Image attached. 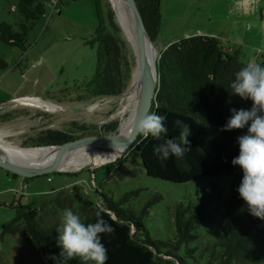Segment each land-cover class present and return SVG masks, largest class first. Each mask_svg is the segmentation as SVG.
<instances>
[{"label":"trees","instance_id":"16d2710c","mask_svg":"<svg viewBox=\"0 0 264 264\" xmlns=\"http://www.w3.org/2000/svg\"><path fill=\"white\" fill-rule=\"evenodd\" d=\"M135 2L150 37L154 39L160 18L159 0ZM14 9L17 15L13 22L0 19V41L24 51L29 29L44 15V4L40 0H16ZM113 15V10L107 6L105 19H98L95 29L98 39L95 72L86 88L75 94L76 100L120 93L129 82L131 59ZM256 62L264 65V56ZM247 63L238 50H225L220 40L212 35H190L168 43L159 51L157 87L148 113L165 115V126L169 129L166 138L177 141L180 129L174 125V121L179 119L187 123L191 132L188 137L190 144L186 146L189 151L183 157L170 156L162 162L154 155L153 147L163 140L138 134L133 145L122 154L125 159L129 153H136L148 176L170 182H185L204 175L229 176L217 239L203 242L199 240L197 231L204 219L206 206L218 198L222 190L216 181L209 182L205 193L197 196L194 206L191 202L181 201L173 205L174 239L152 238L144 225L143 217L150 206L161 198L159 193L143 200L136 211L128 200L137 193V189L124 192L116 200L101 194V200L96 203L83 196L75 184L65 192L54 190L51 204H42L40 209L31 203L14 201L15 216L1 225L0 234H17L30 248L38 250L47 264H92L79 257L66 259L61 255L56 230L66 208L79 214L86 223H94L99 211L115 229L113 234H102L101 237L107 248L106 264L263 263L264 220L252 216L240 198L237 188L242 179V170L231 163L239 154L237 138L248 134L247 126L220 131L232 115L230 109L251 107L249 100L234 95L230 88L235 73ZM6 67L7 62L0 54V69ZM117 124L116 118L100 124L73 119L66 128L47 129L39 135L38 140L27 143L23 139L21 144H56L94 139L114 132ZM119 160L117 157L116 161ZM113 164L105 165L109 168ZM4 170L8 174H16ZM75 203L77 206H74ZM58 207L61 208L59 212ZM181 244H184L183 253L179 252ZM188 258H192L193 263Z\"/></svg>","mask_w":264,"mask_h":264},{"label":"rangeland","instance_id":"374dc122","mask_svg":"<svg viewBox=\"0 0 264 264\" xmlns=\"http://www.w3.org/2000/svg\"><path fill=\"white\" fill-rule=\"evenodd\" d=\"M15 1L0 0V19L13 22L17 15L14 9ZM40 1L44 4L45 16L39 18L29 29L26 49L22 51L16 46L0 41V54L7 62V67L0 69V110L16 104L15 106L28 109L32 113L40 107L15 100L40 97L43 102L40 103L43 104L40 105V109L53 110L47 122L55 128H66L69 118L96 124L112 118L119 119L114 113L120 105L119 95H96L79 100L74 98L80 89L86 88L95 72L98 45L95 29L99 17L105 19V8L101 0H97V3L95 0ZM104 1L112 9L109 0ZM198 2L201 11L197 13L211 14L212 18L204 19L202 22L198 21L197 17L194 18V22L188 26L189 31L203 29L221 33L223 31L219 30L229 23L226 20L228 17H224L227 16L226 12H243L248 16L250 14L248 17L250 32L246 34V40L252 44H264V37L261 39V33H264V0H198ZM191 18L189 17L188 21ZM114 20L117 23L115 16ZM119 32L122 37L121 30ZM127 49L131 59L132 53L128 47ZM258 59L261 60L260 56ZM56 104L61 107L56 108L54 106ZM72 107H79L80 110L74 111ZM5 114H7L5 117L0 116L2 120L0 142H10L17 146L21 145V136L28 126L38 124L41 119L36 114L29 116L25 112L21 115H17V112ZM123 157L120 155L119 161L116 159L110 161L114 164L109 168L106 167V163L95 164L90 169L80 170L75 174L54 171L30 177L18 173L8 174L0 166V233L1 225L15 216L14 201L19 200L22 204L31 203L40 209L42 204H51L49 202L54 190L61 189L65 192L75 184L83 196L96 203L101 200V194L116 200L124 192L137 189V193L128 200V204L136 211L143 200L159 193L161 198L150 206L149 212L143 217L144 225L152 238L174 239L173 205L181 201L191 202L194 206L197 196L205 193L209 182L216 181L222 190L218 198L206 206L204 219L197 227V231L199 240L203 242L218 238L229 176L204 175L185 182H170L148 176L136 153H129L125 159ZM72 167L78 166L68 168ZM48 175L50 180H47ZM22 179L25 182H22ZM21 182L25 184L23 190L20 189ZM54 205L57 206L56 203ZM60 210L58 207V212ZM193 243L195 242H190ZM179 252H184V244H181ZM188 260L193 263L192 258ZM0 264L47 263L38 250L30 248L17 234L6 233L0 234Z\"/></svg>","mask_w":264,"mask_h":264},{"label":"clouds","instance_id":"9594fccd","mask_svg":"<svg viewBox=\"0 0 264 264\" xmlns=\"http://www.w3.org/2000/svg\"><path fill=\"white\" fill-rule=\"evenodd\" d=\"M234 95L249 100L248 109H230L232 115L220 131L242 129L247 126V135L237 138L239 154L232 160L234 166L242 170V179L237 188L240 198L245 202L249 213L264 220V65L255 60L249 61L235 73L230 84ZM167 117L156 113H146L135 121L134 131L147 137L151 135L162 143L154 145L153 153L159 160L167 161L170 156L183 157L190 144L189 125L183 120H175L180 129L179 141L166 138L169 129L165 126ZM70 187V186H69ZM61 255L66 259L75 257L92 264H106L107 248L102 243V234H113L115 229L101 212L96 213L94 223H86L70 208L63 211V219L56 230Z\"/></svg>","mask_w":264,"mask_h":264},{"label":"water","instance_id":"95a60500","mask_svg":"<svg viewBox=\"0 0 264 264\" xmlns=\"http://www.w3.org/2000/svg\"><path fill=\"white\" fill-rule=\"evenodd\" d=\"M120 1L130 19L135 33L138 55L136 109L128 133L124 136H120L118 132L116 133L114 131L94 139H80L56 144H21L20 146L24 148L50 147V149L42 152L38 156L30 158L20 157L0 150V166L2 168L22 175H39L52 171L78 172L80 170L90 169L92 166L84 164L67 169H58L55 166L66 154L73 151H115L119 153L120 156L133 145L138 135L134 131L135 121L139 116L148 113L157 87V58L159 56V51L156 48L154 39L150 37L144 25L135 0ZM120 93L115 95H119ZM71 109L74 111L80 110L79 107H72Z\"/></svg>","mask_w":264,"mask_h":264},{"label":"crops","instance_id":"0c3cea01","mask_svg":"<svg viewBox=\"0 0 264 264\" xmlns=\"http://www.w3.org/2000/svg\"><path fill=\"white\" fill-rule=\"evenodd\" d=\"M95 2L97 3L98 1L95 0ZM101 2L103 3L106 11V2L104 0H101ZM197 11H201L198 0H159L160 18L157 35L154 38V43L157 50L160 51L168 43L178 40L182 37L190 35H212L220 40L225 50H238L242 59L247 62L251 60L257 61L259 60V56L260 59L264 56V44H252L246 40L247 38H245L246 34H249L250 32V24L248 20L250 14L248 16L247 13L243 12H226L225 14L227 16L224 17H228L226 20L229 21V23H226V26L219 30L223 31L224 33L203 29H194L189 31V25L194 22V18L197 17L198 21L200 22H202L204 19L212 18L211 14H200L197 13ZM189 17H192L190 21H188ZM262 37H264V33H261V39ZM15 105L16 104L12 105L11 107L8 106L1 109L0 116L5 117L7 115L5 114L6 112L22 113L23 109L20 110V106L17 107ZM22 182H25L24 179H22ZM22 182L21 186L24 187L25 184Z\"/></svg>","mask_w":264,"mask_h":264},{"label":"bare ground","instance_id":"6f19581e","mask_svg":"<svg viewBox=\"0 0 264 264\" xmlns=\"http://www.w3.org/2000/svg\"><path fill=\"white\" fill-rule=\"evenodd\" d=\"M113 9V14L120 27L122 37L125 41L126 46L130 49L132 53L131 57V77L127 84V88L119 94L120 101L119 107L116 110L115 115L119 117L118 124L115 132L119 133L120 136H124L128 133L132 120L134 117L137 101V40L136 36L130 22V19L121 3L120 0H109L108 1ZM128 50V49H127ZM130 58V56H129ZM16 102H21L27 105L39 106L42 99L40 97L31 98H19L15 100ZM118 102V101H117ZM56 108L61 107L60 105H54ZM45 108V107H42ZM114 115V114H113ZM117 119V118H116ZM47 148H24L21 146L14 145L10 142L3 143L0 142V150L6 153L17 155L20 157L30 158L47 151ZM119 156V153L115 151H83L77 150L66 154L55 167L57 168H68L71 166H80L84 164H89L91 166L95 164L107 163L115 160ZM74 168V167H72Z\"/></svg>","mask_w":264,"mask_h":264},{"label":"flooded vegetation","instance_id":"af4514ba","mask_svg":"<svg viewBox=\"0 0 264 264\" xmlns=\"http://www.w3.org/2000/svg\"><path fill=\"white\" fill-rule=\"evenodd\" d=\"M19 109L22 110V107H20ZM52 111L53 110H45V109L38 108L34 110L32 113H30L28 109H23L22 113H18L17 115H21V114H24L25 112V114L29 116L31 114H36L39 118H41L38 124H31L28 126V129L25 130L23 135L21 136L22 140L24 139L27 141H36L39 139V135L44 133L47 129H53V128L55 129L54 126H52L51 124L47 122V120L51 118L52 116ZM70 120H73V119L69 118L67 122H69ZM57 129H60V128H57Z\"/></svg>","mask_w":264,"mask_h":264},{"label":"built area","instance_id":"2783aa9c","mask_svg":"<svg viewBox=\"0 0 264 264\" xmlns=\"http://www.w3.org/2000/svg\"><path fill=\"white\" fill-rule=\"evenodd\" d=\"M43 16H45V14H44ZM47 179H50V176H49V175L47 176ZM22 187H23V186H21V188H20L21 190H23Z\"/></svg>","mask_w":264,"mask_h":264}]
</instances>
